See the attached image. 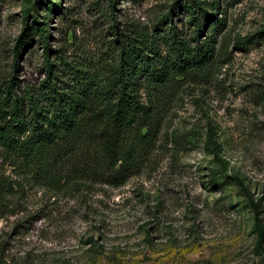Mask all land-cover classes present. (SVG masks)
<instances>
[{
    "label": "rangeland",
    "instance_id": "1",
    "mask_svg": "<svg viewBox=\"0 0 264 264\" xmlns=\"http://www.w3.org/2000/svg\"><path fill=\"white\" fill-rule=\"evenodd\" d=\"M39 1L0 0L1 97L12 78L18 93L43 79L40 29L58 67L99 76L117 58L112 25L154 35L162 55L171 25L193 33L184 8L166 19L174 0H116L112 12L107 0ZM200 1L220 7L223 25L205 23L198 39L211 34L213 57L166 87L139 170L117 187L20 182L0 216V264H264V0ZM25 26L37 32L15 57Z\"/></svg>",
    "mask_w": 264,
    "mask_h": 264
},
{
    "label": "trees",
    "instance_id": "2",
    "mask_svg": "<svg viewBox=\"0 0 264 264\" xmlns=\"http://www.w3.org/2000/svg\"><path fill=\"white\" fill-rule=\"evenodd\" d=\"M39 2L52 10L60 5ZM107 3L112 12L116 0ZM183 8L193 26L192 37L184 39L171 25L166 55L159 52L154 35L123 38L112 25L117 58L101 76L67 61L58 67L49 57L45 29L38 31L44 50L43 79L21 93L14 89L13 78L1 89L0 163L12 169L17 179L0 174V216L9 194L19 192L22 181L52 188L64 182L117 187L139 170L161 128L166 87L177 76L211 61L214 39L211 34L198 39L205 23L223 25L217 17L219 3L208 13L200 0L182 5L174 0L166 19L170 21ZM32 29L25 26L16 39L15 57L37 32Z\"/></svg>",
    "mask_w": 264,
    "mask_h": 264
}]
</instances>
